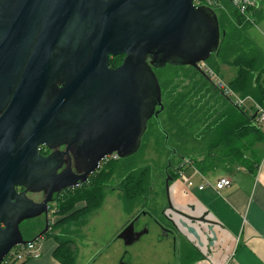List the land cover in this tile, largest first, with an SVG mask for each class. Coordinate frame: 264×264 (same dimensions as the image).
<instances>
[{
	"label": "water",
	"instance_id": "obj_1",
	"mask_svg": "<svg viewBox=\"0 0 264 264\" xmlns=\"http://www.w3.org/2000/svg\"><path fill=\"white\" fill-rule=\"evenodd\" d=\"M193 1L116 0L112 5L118 6L119 10L109 20L107 15H100L103 0H50L49 3H36L34 9L30 1L0 0V87H7L3 91L4 97H8V88L20 83L11 109L32 114L35 105L30 99L43 100L48 85L65 71L68 82L55 95L57 104L69 98L80 99L86 77L91 79L98 75V87H104L108 73L118 87L113 91L115 127L109 130L110 136L98 138V147L103 149L98 162L114 152L121 159L137 154L148 122L153 117L158 118L164 110L161 85L153 67H192L210 81L200 64L217 54L222 33L215 10L205 6L196 8ZM123 2L125 4L121 5ZM34 19L48 21L53 29L56 40L49 42L50 52L55 47L62 53L64 49L70 52L69 56L57 58L55 73L45 64L49 58L39 56L48 51L45 44L38 43L32 49L33 38L23 31L27 27L23 24L31 29ZM31 51L37 55L28 60ZM122 54L126 55L123 65L110 71L109 55ZM147 57L152 59L151 63ZM256 116L257 112L253 120ZM74 181L73 178L72 189L75 188ZM19 185L31 188L22 181L17 170H8L6 187L0 196V203L7 211V218H0V223L5 225L4 229L0 228V264L13 248L37 241L49 232L47 223L45 230L33 240L23 238L20 224L47 215L49 201L35 204L15 192V186ZM179 195L181 200L184 195ZM184 203H178L177 209H170L173 210L172 218L168 215L165 218L176 225L178 235L185 241L196 242L204 259L200 262H208V242L210 250L218 247L216 224L205 212ZM188 206L190 213L186 211Z\"/></svg>",
	"mask_w": 264,
	"mask_h": 264
},
{
	"label": "flooded vegetation",
	"instance_id": "obj_2",
	"mask_svg": "<svg viewBox=\"0 0 264 264\" xmlns=\"http://www.w3.org/2000/svg\"><path fill=\"white\" fill-rule=\"evenodd\" d=\"M26 1H30L34 9L36 3H49L50 0H22L23 3ZM114 1L116 0H103L100 9V15L102 17L107 15L109 20L113 19L119 10L118 6L115 7L112 5ZM124 4L125 2L121 5ZM23 25L27 26L23 31L29 34V38H33L32 49L38 43L45 44L48 51L39 56L45 59L46 57L49 58V60L45 61V64L55 73L58 65L56 62L57 58L61 55L69 56L70 52H66L64 49L62 53L61 49H57L56 47L53 52L49 51V42L55 41L56 39L48 21L34 19L31 29H29V25ZM36 55L34 51H31L28 53L27 59L29 60ZM125 57V54L116 56L109 55L108 69L110 71L119 69L123 65ZM147 60L149 63L152 62L150 57H147ZM204 64H200V66L202 67ZM168 66L172 65H167L164 68ZM25 67L26 64L23 69ZM154 67L155 74H157V70L163 69ZM85 80L87 81L83 83L80 99L69 98L57 104L54 97L62 91L68 82L67 71H65L57 77L55 82L48 85L43 100H38L36 97L30 99L31 103L35 105L32 114H27L26 110L13 112V109H11L15 103L14 95L20 83H14L8 88V97H4L3 95V91L7 87L4 85L0 87V196L1 193H4L6 187L8 170H17L22 181L31 187L28 189L20 185L15 186V192L17 194L25 195L27 199L35 204L43 203L46 200L49 201L47 215L24 221L20 224L19 228L25 240H28L31 234L27 233V228L32 224L34 225L38 220L44 222L42 232L45 230L47 223H49V232H52V226H54L56 219L59 217L57 214V205L62 201H66L67 198H70V196L80 190L91 186L99 187L102 184L100 178L103 172L110 166H117V169L115 168V171H113L110 180L105 186L106 196L110 192L109 190L111 192H117L118 194H121V191L124 190L121 187L118 166L125 159H121L119 154L114 152L111 156L98 162V155L103 151L102 148L98 147V138L110 136L109 130L115 127L113 91L118 88L116 87L117 84L111 80V76L108 73L105 76V86L102 88H99L97 84L98 75L91 79L86 77ZM158 110L159 107L156 111ZM152 119L160 122V115L158 118L153 117ZM152 119L148 122V128ZM163 133L166 139L168 134L166 132ZM166 149L169 151L167 166L164 167L163 172L153 181L152 185L148 186L151 192L150 194H152L151 198L145 196L141 201L146 202L143 205L141 204V206L134 207L136 205L135 202H137L135 201L131 202L130 209L124 207L127 210L126 216L128 219L120 232L122 234L120 238L130 244L139 240V235L143 233L149 235L151 232V224L145 222L148 216L150 219L155 220L154 225L159 229L158 239L160 241H170V247L174 250V256L179 257V264L184 262L191 264L192 261H195V264H197L202 255L197 250L196 242L192 241L189 243L185 241L182 236L178 235L176 225L170 223L165 218V215H169L172 218L173 214H171V211L174 208L177 209L176 199L180 193L176 192L175 187L179 177L184 172L183 168L186 166L191 168V164H188V159H185L181 155V152H178L174 147L166 145ZM91 170L93 172L87 174ZM73 178L75 179V188L72 189ZM57 189L59 190L56 191ZM158 194L160 195V200L163 201L160 208H157L160 204V200H156ZM149 202L151 204H148ZM155 202L156 205L153 204ZM85 204L86 201H83L78 203L75 208L83 209L86 206ZM152 204L155 206L153 210L149 208ZM189 206L191 207L192 204ZM189 206L186 208V211L190 213ZM196 210L198 211V209ZM6 213L4 204L0 203V218L6 219ZM158 213L161 214L162 219L157 217L156 214ZM0 228H5L4 222L0 223ZM181 247L186 249L183 255L179 252ZM206 250L208 254L210 250L209 242ZM195 254L196 258L193 260ZM7 259L8 256L5 257L2 264Z\"/></svg>",
	"mask_w": 264,
	"mask_h": 264
},
{
	"label": "trees",
	"instance_id": "obj_3",
	"mask_svg": "<svg viewBox=\"0 0 264 264\" xmlns=\"http://www.w3.org/2000/svg\"><path fill=\"white\" fill-rule=\"evenodd\" d=\"M223 7L224 9L218 10L221 12L220 14L215 11L222 33L221 45L217 54L212 55L213 57L211 56L208 61L210 62L214 58L217 62H221L222 66L235 68L236 75L228 83L229 88L240 99H250L254 105L248 111L238 108L231 99L216 88L213 80L209 78L210 81H208L191 67H179L185 80L193 81L191 88H185L186 95L177 92L176 89L162 91L165 103L160 117L163 113H167L170 121L177 123V127L183 131L184 129L180 124L182 120L180 115H182L184 108L189 105L188 108L193 113L197 112V109L192 107L194 104L195 107L199 108V114L200 112L203 113L204 119L199 120L202 123L198 128L199 135H196V137L193 135V139L199 145H193L192 149L197 147L199 153L191 159L182 155L185 159H190L187 161L188 164H191V166L194 164L203 173L221 166H227L230 164V160L234 159V162H242L252 168L256 164L255 160L258 159V152L254 143L257 139L259 144L264 143V132L261 126L256 125L253 120L257 110L264 109V51L255 44L248 34V30L253 28V25L259 21L257 16L260 10L255 13L256 20L254 23H251L232 6H230L232 11L229 13H226V8ZM222 16L224 27L220 20ZM208 69L219 78H223V71L217 69V65L209 63ZM152 122L156 121L152 119ZM161 134L165 135L163 132ZM167 134L169 135V133ZM205 140L207 146L204 144ZM180 149L190 150L188 141H182V145H180V148L178 147L177 151L179 152ZM246 151L248 152L245 153ZM198 156L201 157V161ZM116 167L110 166L105 169L100 178L102 184L99 187L91 186L80 190L57 205L59 217L52 226L53 231L47 233L43 238L51 237L58 243L55 256L61 264H74L76 262L78 250L77 244L71 238L72 234L74 235L72 222H77L79 226L82 223L85 224L88 214L101 207L106 196L105 186ZM118 173L121 187L124 188L121 192V198L125 207L130 209L131 202L137 201L136 204L145 198L147 191H149L148 186L153 183L151 178L148 179L149 168L136 169L131 163L122 160L118 166ZM83 201H86V206L83 209L75 208L78 203ZM43 228V224L36 226L30 232L32 235L30 234L28 240L31 241L39 236ZM195 258L196 254L193 256V259ZM199 260H203L202 256Z\"/></svg>",
	"mask_w": 264,
	"mask_h": 264
},
{
	"label": "rangeland",
	"instance_id": "obj_4",
	"mask_svg": "<svg viewBox=\"0 0 264 264\" xmlns=\"http://www.w3.org/2000/svg\"><path fill=\"white\" fill-rule=\"evenodd\" d=\"M259 1L264 3V0H258L260 11L262 9L263 12V3L261 7ZM221 4L225 6L226 13L232 11L228 1L222 2ZM217 13L220 14L221 12L218 11ZM259 18L261 22L257 21V23L253 25V28L248 30V34L255 44L262 51H264V45L261 44L262 47L258 45V42L264 40L262 38L264 35L261 31L264 29V20L260 16L258 17V20ZM220 20L224 27L225 25L223 16L220 17ZM254 20H256V17ZM214 55L215 54H213V56ZM209 63L212 65H217V69L223 71V78H219L216 74L214 76L222 82H225L227 85L236 75L235 68L222 66L221 62H217L214 58L211 59L210 62H206L204 65L209 68ZM156 72L163 92H165V89H176L177 92L186 95V91H184L185 88L192 87L193 81L185 80V77L182 75V71H180L179 67L168 66L164 69L157 70ZM162 102L163 104L165 103L164 100ZM247 104L251 103L246 102V105ZM188 107L189 105L182 110V115H180V117H182L180 124L184 131L177 127V123L170 121L167 113H163L161 115L162 117H160V122L153 123L151 121V124L149 125L147 133L143 139L140 151L134 156L123 160V162L131 163L136 169H144L148 167V179L151 178V182H153L155 181L156 177H158L163 172V169L167 164L169 151L166 149V145L178 149V147L180 148V145H182V141H188V147L190 150L180 149L181 155H185L186 158L190 159L191 157L194 158L195 155H198L199 152L197 151V147L192 149L193 145H199L193 139V135H195V137L196 135H199L198 128L202 125L200 121L204 119V115L203 113L201 114V112L199 114V108L195 107L194 104L192 107L197 109V112L195 111L193 113ZM159 130L161 132L169 133L166 139ZM204 144L207 146L206 140L204 141ZM221 171L222 170L213 172L207 178L211 176L210 179L216 180L217 177L225 175L223 172L221 173ZM186 176L190 178L187 173ZM203 181H205V179L202 180L200 176H197L195 181H191V184H189L190 186H188L179 177L176 186L182 185L186 191L197 197L195 192L198 191L199 184ZM113 185H115V183H113ZM109 191L110 192L107 193V196L105 197L101 207L88 214L86 223L80 224L81 228L77 222H72V231H74V235L72 234L71 238L74 240V243L77 244L78 250V257L75 264H179V257L174 256V250L172 247H170V241H160L158 239L159 229L154 225L155 220L152 218L150 219L148 216L146 217L145 222L151 224L150 228L152 233L150 232L149 235H145L143 233L139 235V240L130 244L124 242L120 238V236H122L120 232L122 231L123 226L127 223V210L125 209L126 207L122 201V195L118 194L117 192H111V190ZM150 193V191H147L146 197L148 196L151 198L152 194ZM156 200H160L159 194L157 195ZM145 202L141 201L136 203V205H132H135L134 207H138L141 206V204L143 205ZM150 202L148 204H151ZM159 203L160 204L157 206V208L162 206L163 201L160 200ZM153 204L156 205V202ZM153 204L149 206L151 210L155 209ZM156 215L159 219H162L160 213ZM42 224H44V222H41L40 220H38V222L36 221L34 225L32 224L27 228V233L30 234V232L33 231L36 226ZM231 244V242H223V240H220L218 236V247L215 250H209V253L206 257V259L210 258L208 259V262H210L212 258H217L215 254H217L220 249L223 247L228 249L231 247ZM182 264L186 263L184 262ZM191 264H195V261H192Z\"/></svg>",
	"mask_w": 264,
	"mask_h": 264
},
{
	"label": "crops",
	"instance_id": "obj_5",
	"mask_svg": "<svg viewBox=\"0 0 264 264\" xmlns=\"http://www.w3.org/2000/svg\"><path fill=\"white\" fill-rule=\"evenodd\" d=\"M262 3L261 1V7ZM259 16L264 20V7L257 18ZM261 31L264 35V29ZM262 38L264 39V36ZM261 44L264 45V40L258 42L259 46ZM261 128L264 132V126ZM254 146L258 152V159L255 160L256 164L252 168L242 162H234L235 159L230 160L227 166L206 173L201 172L194 164L191 168L187 166L183 168L184 172L180 178L186 185L190 186L191 181L194 182L197 176L205 181L199 184L198 191L195 192L197 197L186 191L182 185L176 186V192L184 195L181 196V200L180 197L176 199L177 204L183 202L186 205L192 204L199 211L208 214V218L216 224L219 239L232 243L228 249L224 247L218 249L219 252L215 254L217 258H212L211 262L199 261L198 264H264V143L259 144L257 139ZM198 159L201 161V157ZM218 170H222L221 173L225 175L217 177L216 180L210 179L211 176L207 178ZM225 177L231 179L232 185L219 192L215 188L216 183ZM201 186L204 189L200 190ZM204 241L207 244L206 240ZM40 244L41 257L23 264H61L55 256L58 243L54 239L42 238ZM179 252L183 255L184 247H181Z\"/></svg>",
	"mask_w": 264,
	"mask_h": 264
},
{
	"label": "built area",
	"instance_id": "obj_6",
	"mask_svg": "<svg viewBox=\"0 0 264 264\" xmlns=\"http://www.w3.org/2000/svg\"><path fill=\"white\" fill-rule=\"evenodd\" d=\"M238 13L243 15L247 18L249 22H254L255 20V13L260 10V6L258 0H227ZM194 6L199 8L201 6L209 7L215 11L219 9H224L221 2H213V1H200L194 0ZM206 73L209 75L211 80L215 83L216 88L221 91L225 96L232 100V102L240 109H244L246 111L250 110L251 106L254 103L250 99H240L225 83L221 80L215 78V73L212 72L208 67L205 65L202 66ZM246 102H250L251 104H247ZM254 122L259 126H264V109L257 110V116ZM232 181L230 178H221L217 183L215 188L220 192L229 187H231ZM210 186V184L208 185ZM204 189L203 186L200 187V190ZM41 239L37 241L29 242L25 245H21L8 255V259L4 264H23L27 260H36L41 257Z\"/></svg>",
	"mask_w": 264,
	"mask_h": 264
},
{
	"label": "bare ground",
	"instance_id": "obj_7",
	"mask_svg": "<svg viewBox=\"0 0 264 264\" xmlns=\"http://www.w3.org/2000/svg\"><path fill=\"white\" fill-rule=\"evenodd\" d=\"M205 240V238H203V241ZM204 243H205V241H204ZM205 245H206V243H205Z\"/></svg>",
	"mask_w": 264,
	"mask_h": 264
}]
</instances>
